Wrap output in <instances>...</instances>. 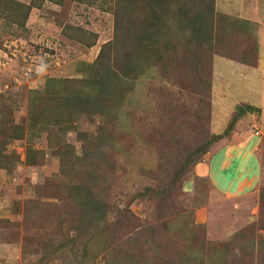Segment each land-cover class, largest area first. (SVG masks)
Masks as SVG:
<instances>
[{
    "label": "rangeland",
    "instance_id": "rangeland-1",
    "mask_svg": "<svg viewBox=\"0 0 264 264\" xmlns=\"http://www.w3.org/2000/svg\"><path fill=\"white\" fill-rule=\"evenodd\" d=\"M84 1L0 0V264H264V0Z\"/></svg>",
    "mask_w": 264,
    "mask_h": 264
},
{
    "label": "trees",
    "instance_id": "trees-1",
    "mask_svg": "<svg viewBox=\"0 0 264 264\" xmlns=\"http://www.w3.org/2000/svg\"><path fill=\"white\" fill-rule=\"evenodd\" d=\"M165 1L166 0H143V2L144 3H146V4H142L143 6H144V8H146V9H150L151 11H154L153 10V8H154V6H152V5H156V6H161V7H163V5L165 4ZM84 2H86V3H92V4H95V1L94 0H85ZM138 10H140V7L138 6V7H136ZM135 8V9H136ZM27 12V14L29 13V10L28 11H26ZM119 12V11H118ZM119 22H120V19H118V17H116V20H115V30L117 29V27H118V25H119ZM88 30H82V29H80V28H78L77 29V32H81V36H83V35H85L87 38V40L88 39H90L89 38V35L86 33ZM92 39H90V41H91ZM100 76H102V74H100ZM103 80V79H102ZM38 93H36V94H32V95H30L31 97L29 98L30 99V101H32V102H34L35 103V105H36V108L33 110L34 111V114H35V118H34V120H35V122H30V124L27 126L29 129H31L32 127H34L36 130L37 129H40V131H41V129L42 128H44L43 130H47V129H49V128H46L48 125H50V123L51 122H54V120H52V118H54V117H56L55 116V114L53 113V112H55V110H52V113H51V111H48V108H44V105L45 104H43V99L42 100H39V102H38V95H37ZM78 95H80V94H78ZM78 95H76V96H78ZM74 97V98H69L66 102H68V104H70V106H71V108L73 109V108H76V107H74V106H79V105H81V102H79V101H82V100H87V102H85V104L84 103H82V108L79 110L80 112H82V111H84V112H86L87 114H90L91 115V111H93V113L94 112H102L101 111V109L97 106V108L96 107H94L93 105H95V104H92L91 102L92 101H95V98H89V97H86V98H84V99H82V100H79V98L78 97ZM40 103V104H39ZM30 104V103H29ZM42 104V105H41ZM70 106H69V108H70ZM38 107H40V108H38ZM93 108H95V110H93ZM244 107H239L238 109H237V116L239 115V116H242L243 114H244ZM62 118H65L64 116H61ZM32 123V124H31ZM26 127V128H27ZM98 145H100V144H98ZM197 151V154H196V156L199 154V153H204L205 151H207V148L205 147V146H202V147H200L198 150H196ZM196 158V157H195ZM194 161H195V159H193ZM144 194L145 193H143L141 196H144Z\"/></svg>",
    "mask_w": 264,
    "mask_h": 264
},
{
    "label": "crops",
    "instance_id": "crops-1",
    "mask_svg": "<svg viewBox=\"0 0 264 264\" xmlns=\"http://www.w3.org/2000/svg\"><path fill=\"white\" fill-rule=\"evenodd\" d=\"M206 173V172H205ZM205 173H203V174H205ZM5 174V173H4ZM0 175H2L1 173H0ZM7 175V174H6ZM7 177V176H6ZM1 179V178H0Z\"/></svg>",
    "mask_w": 264,
    "mask_h": 264
},
{
    "label": "bare ground",
    "instance_id": "bare-ground-1",
    "mask_svg": "<svg viewBox=\"0 0 264 264\" xmlns=\"http://www.w3.org/2000/svg\"><path fill=\"white\" fill-rule=\"evenodd\" d=\"M253 86V85H252Z\"/></svg>",
    "mask_w": 264,
    "mask_h": 264
}]
</instances>
